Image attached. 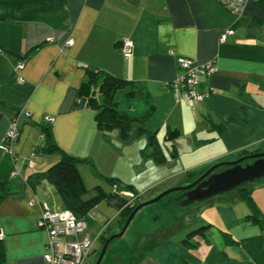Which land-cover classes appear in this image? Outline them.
<instances>
[{"label": "crops", "instance_id": "crops-1", "mask_svg": "<svg viewBox=\"0 0 264 264\" xmlns=\"http://www.w3.org/2000/svg\"><path fill=\"white\" fill-rule=\"evenodd\" d=\"M228 30L234 33L221 42ZM124 40L133 42L129 57L121 51ZM178 57L212 61L218 68L198 87L210 97L194 108L170 87L180 72ZM86 67L137 84L134 99L128 90L117 94L119 110L140 119L155 108L145 127L158 132L164 163L144 155L148 139L137 128L124 141L119 130H99L93 110L74 109ZM16 117L19 140L12 154L0 151V174L8 177L7 195L0 200L3 264H39L34 260L45 252L48 236L39 228L41 208L29 202L63 208L55 187L39 177L61 158L38 152L46 117L55 119L60 149L88 160L78 169L89 198L97 186L114 191L93 167L132 188L144 203L191 184L217 163L264 152V0L249 2L240 16L218 0H0V145ZM169 129L179 130L180 138L168 141ZM250 185L248 199L234 190L196 208L192 222L149 231L139 245L158 237L154 248L125 264H264V225L251 219L264 217V179ZM182 196H176L180 203ZM88 227L90 236L99 234L100 228ZM137 227L133 237L146 226ZM201 227H208L204 235L188 237Z\"/></svg>", "mask_w": 264, "mask_h": 264}, {"label": "trees", "instance_id": "trees-1", "mask_svg": "<svg viewBox=\"0 0 264 264\" xmlns=\"http://www.w3.org/2000/svg\"><path fill=\"white\" fill-rule=\"evenodd\" d=\"M84 69V79L77 89L74 109H82L87 107L93 110L96 113L95 120L98 129L101 131L119 130L124 141H129L133 129L137 128L138 136H145L148 139V146L144 152V155L146 157L153 158L159 164L164 163L167 160V157L159 143L158 132H151L145 127L148 116L153 114L155 108L150 106L147 116L140 119L129 117L119 110L117 94L120 91L129 90L128 97L130 99H134L138 89L137 84L135 82L113 76L98 68L86 67ZM41 131L43 136V145L38 148V152L59 153L61 158L59 161L50 166L45 172H43L39 177L46 179L51 185L55 187L63 205L62 209L70 210L79 219H84L87 221L90 213L101 203L106 202L108 205L114 207L117 210L119 213L118 218L121 219L122 226L124 227L129 216L132 214L135 208L142 203L139 200L138 194L132 188L119 186V184L115 183V181L112 179L104 178L101 174L97 173L93 167L92 169L95 176L102 178L107 183L111 184V186L114 187V191L108 193L101 186H97L94 188V196L86 199L85 197L88 195L89 190L79 172L78 165L80 163H89L88 160L77 159L62 151L55 141L52 131V124L44 122L41 127ZM180 136L181 133L179 130L169 129L166 134V139L168 141H175L179 139ZM0 151L9 154L1 149ZM260 151L261 150H257L252 153L244 152L243 156L258 153ZM177 156V150L174 149L172 157ZM14 166V158H11L10 175L14 171ZM224 169L226 168H222L221 170ZM1 174L0 200H3L7 195L6 189L8 185V177H3ZM191 176L194 177L195 174ZM195 180L196 179H193V182ZM250 184L251 183L245 184L236 189V191H238L240 196L244 199H248L251 194L252 188ZM127 191L132 194L134 199H131L130 196L128 197L124 194ZM251 219H253L256 224L264 225V217L259 219L258 217L253 216ZM109 228L106 230V232L109 230ZM207 229L208 227H201L189 233L188 237L204 235ZM109 238L110 237H105L103 234L99 240L101 245L104 246ZM185 242L186 241H184V243ZM155 244H152L147 251L154 248ZM4 261V249L0 239V264H3Z\"/></svg>", "mask_w": 264, "mask_h": 264}, {"label": "built area", "instance_id": "built-area-1", "mask_svg": "<svg viewBox=\"0 0 264 264\" xmlns=\"http://www.w3.org/2000/svg\"><path fill=\"white\" fill-rule=\"evenodd\" d=\"M219 3L228 11L236 16H240L245 11L247 4L257 0H218ZM234 32L228 30L224 32L220 41L224 42L229 35ZM73 41L67 42L72 45ZM121 51L124 56H131L133 52V42L124 40L121 44ZM177 64L179 74L176 80L170 85L174 95L179 96L181 101L187 103L191 108L196 104L210 97V93H199L198 87L208 78L218 72L214 62L197 64L193 60L178 57ZM24 64L20 62L18 69H22ZM18 81L23 83L24 79L19 77ZM53 117H46L45 123L53 124ZM20 129L18 117L14 118L6 132L5 138L0 145V149L12 154L11 147L19 140ZM16 172L13 173V176ZM126 196L134 199L132 194L126 192ZM38 205L41 208L39 228L46 232L48 239L45 252L37 260L42 264H85L95 248V244L101 236L111 226L113 220H108L103 224L101 231L96 237L88 234V223L84 219H79L72 211L66 209L52 210L46 204L37 201L29 202V206ZM119 213H117V216ZM0 233V239L2 240Z\"/></svg>", "mask_w": 264, "mask_h": 264}, {"label": "rangeland", "instance_id": "rangeland-1", "mask_svg": "<svg viewBox=\"0 0 264 264\" xmlns=\"http://www.w3.org/2000/svg\"><path fill=\"white\" fill-rule=\"evenodd\" d=\"M263 179L264 178L260 180ZM260 180H257L251 184H257L258 182H260ZM170 189L172 188H169L167 190ZM167 190H164L163 192ZM163 192H161L160 194H162ZM180 194H184V192L179 191L176 193H172L171 195L163 198L160 202L143 208L135 217L127 232L123 236L111 241L107 253L101 264H125L130 260V257L138 260V258L145 254V252L152 244L157 243L158 237H154L152 239L153 241L145 243L143 247L139 245L143 238H145L146 236L148 237L149 231H151L152 233V231L163 229L166 230L167 228L175 225V223H177L178 226H181L185 223L187 224L188 222H192L191 219H194L195 217V215L193 217L194 210L196 208L202 209L203 204H205V202L207 201L198 202L193 205L182 206L181 203L176 199V196ZM91 195V192H89L86 198H89ZM221 196H217L214 198L218 199ZM172 203H174V205ZM117 213L118 212L114 207L108 205L106 202L101 203L90 213L87 218V223H90V231L97 232V230L100 228V232L103 224H105L108 220H113L111 227L106 233V236H108L112 231H115V234L121 233L123 230V226L121 219L116 217ZM156 213H159V215H161L158 219V222H156V218L158 217ZM139 224H143L146 227L142 231V234H139L138 237H133L135 235L134 233L139 229V227H137ZM102 249L103 246L101 245L100 241H98L95 244L93 253L90 255L85 264H96L100 253L102 252Z\"/></svg>", "mask_w": 264, "mask_h": 264}, {"label": "water", "instance_id": "water-1", "mask_svg": "<svg viewBox=\"0 0 264 264\" xmlns=\"http://www.w3.org/2000/svg\"><path fill=\"white\" fill-rule=\"evenodd\" d=\"M222 168L226 169L221 170ZM262 178H264V152L249 154L235 161L221 162L211 166L191 184L172 188L152 200L139 204L127 219L122 232L112 235L104 244L96 264L102 263L111 241L127 232L133 220L143 208L154 205L163 198L179 191L184 192L182 196L184 200L181 205H193L224 195Z\"/></svg>", "mask_w": 264, "mask_h": 264}, {"label": "bare ground", "instance_id": "bare-ground-1", "mask_svg": "<svg viewBox=\"0 0 264 264\" xmlns=\"http://www.w3.org/2000/svg\"><path fill=\"white\" fill-rule=\"evenodd\" d=\"M39 260H34L35 263H38ZM39 264H42V262H40Z\"/></svg>", "mask_w": 264, "mask_h": 264}, {"label": "flooded vegetation", "instance_id": "flooded-vegetation-1", "mask_svg": "<svg viewBox=\"0 0 264 264\" xmlns=\"http://www.w3.org/2000/svg\"><path fill=\"white\" fill-rule=\"evenodd\" d=\"M175 205H176V204H175ZM142 230H144V229H141V231H142ZM120 264H122V263H120Z\"/></svg>", "mask_w": 264, "mask_h": 264}]
</instances>
